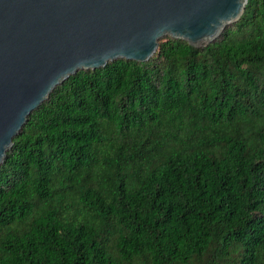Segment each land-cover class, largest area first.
<instances>
[{"label":"trees","instance_id":"trees-1","mask_svg":"<svg viewBox=\"0 0 264 264\" xmlns=\"http://www.w3.org/2000/svg\"><path fill=\"white\" fill-rule=\"evenodd\" d=\"M0 264H264V0L55 86L0 163Z\"/></svg>","mask_w":264,"mask_h":264},{"label":"water","instance_id":"water-1","mask_svg":"<svg viewBox=\"0 0 264 264\" xmlns=\"http://www.w3.org/2000/svg\"><path fill=\"white\" fill-rule=\"evenodd\" d=\"M247 0H0V163L27 116L78 70L145 62L159 38L203 47Z\"/></svg>","mask_w":264,"mask_h":264}]
</instances>
